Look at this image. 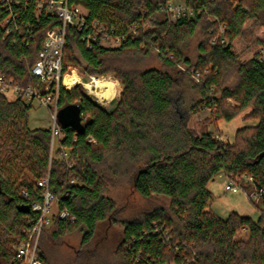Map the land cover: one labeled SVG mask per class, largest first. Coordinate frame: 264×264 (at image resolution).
<instances>
[{"label":"trees","instance_id":"obj_1","mask_svg":"<svg viewBox=\"0 0 264 264\" xmlns=\"http://www.w3.org/2000/svg\"><path fill=\"white\" fill-rule=\"evenodd\" d=\"M38 1L14 0L17 28L8 34L2 25L8 10L0 0V72L24 85L40 83L31 68L47 31L60 24L55 14L37 11ZM68 1L125 37L115 47L99 39L88 46L82 32L68 27L64 70L79 65L73 58L78 49L87 75L112 74L122 89L109 110L81 83L72 90L61 86L59 108L79 104L84 124L82 132L62 126L64 137L57 142V153L68 150L71 168L65 159L50 157L49 127H30L34 105L0 93V264L11 260L37 224L40 213L22 212L19 205L43 201L39 181L48 175L57 211L40 233L43 264H50L49 244L74 231L80 241L72 263L88 264L103 224L123 227L111 264H264V0H188L195 15L176 21L159 11L168 0ZM217 22L228 26L226 44H210ZM134 23L138 35L128 31ZM196 35L193 59L186 47ZM154 47L158 67L146 64ZM248 52L252 56L243 60ZM232 72L236 81L228 85ZM202 109H208L216 130L220 120L243 112V120L255 124L239 127L232 141L215 131L198 133L190 117ZM219 174L243 189H263L257 219L236 211L224 218L210 209L208 186ZM123 182L146 199L163 196L170 203L124 218L123 207L109 194ZM64 208L74 220L59 217Z\"/></svg>","mask_w":264,"mask_h":264},{"label":"built area","instance_id":"obj_2","mask_svg":"<svg viewBox=\"0 0 264 264\" xmlns=\"http://www.w3.org/2000/svg\"><path fill=\"white\" fill-rule=\"evenodd\" d=\"M1 3L8 10L2 25L7 28V33L9 34L13 29L17 28L15 21L18 18V14L12 8L14 0H1ZM41 10L58 16L60 24L47 31L42 47L38 52V57L31 68V73L38 78L40 83L36 86L32 84L24 85L13 78L6 77L5 74L0 72V93L8 98L12 94V98L9 99L22 98L33 105L37 102L51 109V125L49 126L51 131L50 157L65 159L67 166L71 168L74 163L69 160L68 150L63 148L59 153L56 151L57 142L64 137L57 113L59 110L61 86L63 85L68 89L65 85V77L69 72L64 70V48L67 44V29L71 26L82 32V38L87 41L88 46L91 45L92 41L97 39L105 46L106 44H110L109 47L119 46L125 35H114L106 25L96 20H89L88 11L85 7L82 5H72L68 0H39L37 2V11ZM159 11L162 14H166L172 21L185 16L193 17L196 13L195 7L191 6L188 0H168ZM210 20L218 21L216 17H210ZM128 31L133 33V35H138V25L135 23L128 25ZM211 31L213 32V37L210 41L211 45L227 43L228 26L226 23H215ZM154 49L158 50V47H154ZM261 55L264 60V47L261 50ZM183 70L186 71V68L184 67ZM187 71L193 74L196 81H200V75L195 69ZM79 82L82 83V79ZM71 182L75 183L77 181L73 178ZM49 184V175L39 181V185L44 188L43 201H34L31 205L33 211L40 213L39 220L28 239L15 247L14 255L7 264H43L39 255L38 243L41 230L44 225L49 224L52 214L53 195L49 190ZM234 186V182L230 180L226 185V189L231 190ZM23 193L25 196H28L27 191H23ZM262 193L263 189L256 190L255 195L260 196ZM59 217L61 219L70 218L74 220V217L69 215L66 208L59 212ZM164 234L166 235L167 231Z\"/></svg>","mask_w":264,"mask_h":264},{"label":"rangeland","instance_id":"obj_3","mask_svg":"<svg viewBox=\"0 0 264 264\" xmlns=\"http://www.w3.org/2000/svg\"><path fill=\"white\" fill-rule=\"evenodd\" d=\"M163 16V14H162ZM198 44V36H194L189 45L186 47V54L192 57L193 59L196 57ZM106 46H110V44H106ZM152 53L147 57L146 64L149 66L158 67L161 65V61L158 58V50L152 49ZM252 56L250 52L245 53L242 56L243 60H247ZM73 58H76L79 62V65H72L66 71L69 74H72L74 71L80 76V78L84 82L93 83L96 85V81L100 79H109L112 81H117L112 74L97 76V78L89 77L84 71L85 62L82 59L80 52L78 49L74 50ZM185 67L181 65V69ZM73 71V72H72ZM67 74V75H69ZM236 76L232 72L229 74L227 79V84L232 85L235 83ZM80 83V82H79ZM77 85V84H76ZM75 85V86H76ZM85 87V90L88 95H90L93 99L98 101L101 105H103L107 109H112L116 104L119 93H117L112 99L110 97H106V99H111L108 101V104H104L107 102L105 99L103 103L101 102V98L99 92L100 89L97 86L93 90L87 88L85 84H81ZM74 86V87H75ZM117 88V87H116ZM69 90V89H68ZM72 90V89H71ZM119 90V88H118ZM115 92V91H114ZM9 98H12V94H10ZM181 112V110H180ZM245 112L239 114L231 121L220 120L218 122L219 130H216V126L214 122L209 117L208 109H202L200 112L196 114H192L190 117V125L198 132L203 133L206 131H215L217 136H220L221 139L225 140H234L235 131L247 124H255V121H244L243 116ZM51 110L47 107L39 103H35L33 108L29 113V125L32 128L36 127H49L51 125ZM230 179L224 174H219L215 180L209 183V189L213 193V200L210 202V209L214 211L221 217H227L232 211L239 212L242 215L250 216L253 219H257L260 215V211L258 206L261 203V196L255 195L256 188L251 187L249 189L242 188L240 185L234 182V188L229 190L226 189V185L229 183ZM245 181H252V177H246ZM109 194L115 198L118 205L123 207L122 217L124 218H136L142 216L146 211L151 210L158 204L169 205L170 200L163 196H154L153 198L146 199L139 195L136 191L130 188V185L126 183H122L119 187H115L112 189ZM57 211V206L55 203L52 204V213ZM123 227L121 225L108 226L103 224L100 226L98 235L101 241L99 245L95 246L94 250H92V257L88 264H111L116 261L113 250L116 245L119 243L122 236ZM247 235V231L243 230L240 233V237L245 238ZM80 241V235L76 231L67 235L64 240L57 243L49 244L47 249V253L49 256L50 264H73L71 258L74 256L75 248L78 246ZM92 260V261H91Z\"/></svg>","mask_w":264,"mask_h":264},{"label":"water","instance_id":"obj_4","mask_svg":"<svg viewBox=\"0 0 264 264\" xmlns=\"http://www.w3.org/2000/svg\"><path fill=\"white\" fill-rule=\"evenodd\" d=\"M57 118L63 127H72L77 132H82L84 130L82 109L77 103H69L60 107ZM19 209L26 213L31 211V207L28 204L19 205Z\"/></svg>","mask_w":264,"mask_h":264},{"label":"bare ground","instance_id":"obj_5","mask_svg":"<svg viewBox=\"0 0 264 264\" xmlns=\"http://www.w3.org/2000/svg\"><path fill=\"white\" fill-rule=\"evenodd\" d=\"M79 81H80V77L75 71L72 74L66 75L65 77V85L68 87V89H72ZM92 81H95V79ZM85 85L90 90H93L95 88L94 86L99 87L100 89L99 94L100 96H103V97H100L101 99H106L105 96L110 97L114 93L117 87V84L114 81L109 80V79L97 80L96 85H93L92 82L91 83L85 82Z\"/></svg>","mask_w":264,"mask_h":264},{"label":"crops","instance_id":"obj_6","mask_svg":"<svg viewBox=\"0 0 264 264\" xmlns=\"http://www.w3.org/2000/svg\"><path fill=\"white\" fill-rule=\"evenodd\" d=\"M80 77V76H79ZM89 77H93L94 79L95 78H97V76H89ZM82 78V77H81ZM80 78V79H81ZM83 81V80H82ZM81 83V82H80ZM83 84H85V82L83 81L82 82ZM81 83V84H82ZM115 83L117 84V88L115 89V92L111 95V99L117 94V93H119V95H120V92H121V89H122V84H121V82L119 81V80H117V81H115ZM118 88H119V90H118ZM111 99H106L107 100V102L106 103H104V104H108V101L109 100H111ZM105 99H101V102L103 103V101H104ZM98 102V101H97Z\"/></svg>","mask_w":264,"mask_h":264}]
</instances>
